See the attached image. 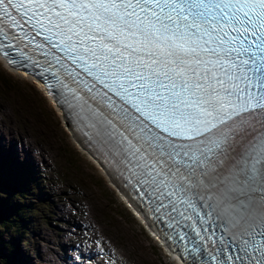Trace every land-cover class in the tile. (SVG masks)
Wrapping results in <instances>:
<instances>
[{
	"label": "snow or ice",
	"instance_id": "snow-or-ice-1",
	"mask_svg": "<svg viewBox=\"0 0 264 264\" xmlns=\"http://www.w3.org/2000/svg\"><path fill=\"white\" fill-rule=\"evenodd\" d=\"M13 53L193 264H264V0H0Z\"/></svg>",
	"mask_w": 264,
	"mask_h": 264
},
{
	"label": "rangeland",
	"instance_id": "rangeland-1",
	"mask_svg": "<svg viewBox=\"0 0 264 264\" xmlns=\"http://www.w3.org/2000/svg\"><path fill=\"white\" fill-rule=\"evenodd\" d=\"M0 107H10V119L0 114V121L9 126L12 122L9 136L15 142L10 148L22 160L19 168L26 169L25 177L14 181L20 183L23 193L10 191L13 195L9 205L27 207L23 223L18 224L22 234L0 232V247L14 246L13 253L18 250L21 257L14 263L9 257L10 263L4 257L9 249L1 247L0 264H42L49 259L62 264L67 259L63 250L72 253L74 242L94 238L104 239L118 249L122 256L119 264H175L149 238L94 163L78 149L37 83L6 70L1 62ZM28 147L40 157L32 167ZM7 152L4 149L1 155ZM0 162V174L12 177L9 164Z\"/></svg>",
	"mask_w": 264,
	"mask_h": 264
},
{
	"label": "bare ground",
	"instance_id": "bare-ground-1",
	"mask_svg": "<svg viewBox=\"0 0 264 264\" xmlns=\"http://www.w3.org/2000/svg\"><path fill=\"white\" fill-rule=\"evenodd\" d=\"M20 74V73H19ZM32 81H34V78H32L31 79ZM36 83H37V85L40 87V88H42V86H41V84H39V82L36 80ZM35 85V84H34ZM8 109H10V107H0V114H3V115H5L6 114V119H10V116H8V113H7V110ZM9 124H10V126L9 125H6V124H3V122H1L0 121V160H4V161H6V163H7V165L9 164V167L13 170V174H12V177H10V176H8L7 175V177H9V178H12L14 181H16L17 180V174H18V172H21V171H24V169L23 168H19V166L21 165V162H22V160L19 158V155L17 154V152H15L12 148H10V146L13 144V142H15V139L14 138H12V137H10L9 135L12 133V131H13V127L11 126L12 125V122H10L9 121ZM1 129H3V130H1ZM4 129L6 130V132L4 131ZM24 135L25 136H27V132H26V130L24 129ZM75 137H78V136H76L75 135ZM21 139H22V137H21ZM76 141H77V143H79L78 142V140H76V138H75V144H76ZM81 141V140H80ZM79 145L81 146V144L79 143ZM83 145V144H82ZM29 147H31V145L29 144ZM27 148V151L31 154L30 155V159H29V166L30 167H32L33 165H34V163L38 160V158H40V157H38L37 156V154H32L33 153V149L32 148ZM23 148H24V146H23ZM81 148L83 149V151L85 150L86 152H87V154H88V151L83 147V146H81ZM4 149H8V152L6 153V154H2L1 155V153L4 151ZM90 152V151H89ZM91 154H88L89 156H90V158H91V160H92V162L94 163V164H96L98 167H100L102 170H105V172H106V169H105V167L103 166V164L102 163H100V161L98 160V158L96 157V156H94L93 155V152H90ZM12 155V156H11ZM13 159V160H11V159ZM20 160H19V159ZM95 159V160H94ZM1 163V162H0ZM16 167L18 168V169H16ZM2 175L0 174V177H1ZM106 181L108 182V184L110 185V187H112L113 189H118L119 190V188L116 186V184L112 181V180H108V179H106ZM14 183H16V182H14ZM32 196V195H31ZM123 199L125 200V201H127L128 199L126 198V197H124L123 196ZM147 229H148V231H149V233H150V235H152L154 238H155V240L157 241V242H159V240H158V238H157V236H156V232L155 231H152L148 226H147ZM160 244L161 245H163V246H166L167 247V251L171 254V255H173L170 251H172L173 249L172 248H170V247H168L167 245H166V243H165V241L164 240H162L161 242H160ZM8 253V252H7ZM13 254H15V255H13ZM12 254V256L11 255H9V257H12V259H13V263L14 262H17L18 260H19V257H21V254L20 253H18V250H16L14 253ZM9 257H5L6 259H7V261L8 262H10V263H12V261L9 259ZM175 257H177V255L175 256ZM23 258V257H22ZM21 258V259H22ZM53 261L52 260H47V262L46 263H44V262H42V264H56V262L54 261V263H52ZM138 262L139 261H137V262H135V263H137L138 264ZM178 262L180 263V261L178 260ZM140 263V262H139ZM143 264V263H142ZM144 264H146V263H144Z\"/></svg>",
	"mask_w": 264,
	"mask_h": 264
},
{
	"label": "trees",
	"instance_id": "trees-1",
	"mask_svg": "<svg viewBox=\"0 0 264 264\" xmlns=\"http://www.w3.org/2000/svg\"><path fill=\"white\" fill-rule=\"evenodd\" d=\"M1 175L2 179L0 181V193L3 197L0 199V232L9 234L10 231H16L22 234L23 231L20 230L19 225L23 223V216L25 215V212H27V207L23 204L9 205V200L13 195L10 191L13 190L14 192L23 193L20 190V183L18 182V184H13L14 180L12 178H9L3 174ZM17 177V179L20 180L21 178L25 177V173L23 171L18 172ZM30 188H32V186H30ZM29 208L31 209V207ZM1 247L5 250L9 249V253L5 252L4 257H9V254L13 253L14 246L1 244ZM1 247L0 253L2 251Z\"/></svg>",
	"mask_w": 264,
	"mask_h": 264
}]
</instances>
